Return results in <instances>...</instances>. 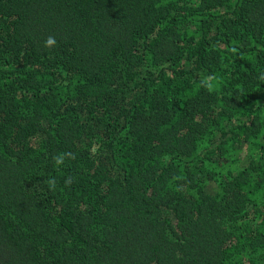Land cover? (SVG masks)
Listing matches in <instances>:
<instances>
[{"label":"trees","instance_id":"16d2710c","mask_svg":"<svg viewBox=\"0 0 264 264\" xmlns=\"http://www.w3.org/2000/svg\"><path fill=\"white\" fill-rule=\"evenodd\" d=\"M0 264H264V0H0Z\"/></svg>","mask_w":264,"mask_h":264},{"label":"clouds","instance_id":"9594fccd","mask_svg":"<svg viewBox=\"0 0 264 264\" xmlns=\"http://www.w3.org/2000/svg\"><path fill=\"white\" fill-rule=\"evenodd\" d=\"M55 43H56V41L54 40V38L53 37H49L46 40V42H45V46L46 47H52V46L55 45ZM65 155H69V154L61 153V154L57 155L56 157H54L55 163L57 165L63 164ZM48 183H49L50 188H54L56 181H55V179H51V180L48 181ZM71 183H72V179L71 178H67L65 180V185L66 186H69Z\"/></svg>","mask_w":264,"mask_h":264}]
</instances>
